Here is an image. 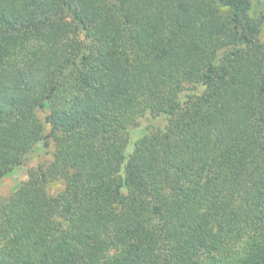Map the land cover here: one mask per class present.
Listing matches in <instances>:
<instances>
[{"label": "trees", "instance_id": "obj_1", "mask_svg": "<svg viewBox=\"0 0 264 264\" xmlns=\"http://www.w3.org/2000/svg\"><path fill=\"white\" fill-rule=\"evenodd\" d=\"M255 3L0 0V264H264Z\"/></svg>", "mask_w": 264, "mask_h": 264}, {"label": "rangeland", "instance_id": "obj_2", "mask_svg": "<svg viewBox=\"0 0 264 264\" xmlns=\"http://www.w3.org/2000/svg\"><path fill=\"white\" fill-rule=\"evenodd\" d=\"M251 1L252 12L251 14L256 16L257 7L255 0ZM260 14V11L258 12ZM263 31H264V20H263ZM39 116L43 118L44 112L39 111ZM165 123L163 118H146L142 120V123H139V127L141 128H132L130 130V147H132V143L143 135L146 130L143 128H151V127H161ZM52 148L48 147L44 149L41 146V143L36 144L32 151L29 153L24 162L20 165L15 166L10 172H8L3 178L0 179V201L7 199L11 193L17 188V186L27 178L28 172L30 169L34 168L37 164L42 162L43 160L47 161L51 158ZM62 180H54L49 184L48 190L50 193L54 194L60 191L63 188Z\"/></svg>", "mask_w": 264, "mask_h": 264}]
</instances>
